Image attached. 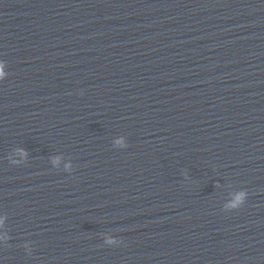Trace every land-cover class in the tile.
<instances>
[{
  "label": "clouds",
  "instance_id": "1",
  "mask_svg": "<svg viewBox=\"0 0 264 264\" xmlns=\"http://www.w3.org/2000/svg\"><path fill=\"white\" fill-rule=\"evenodd\" d=\"M0 76H3V72L2 71H0ZM118 143H119V141H118ZM242 196H243V193H241L240 196L237 197V202H239L242 199ZM232 206L234 207L235 204L232 205Z\"/></svg>",
  "mask_w": 264,
  "mask_h": 264
}]
</instances>
